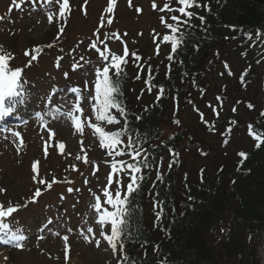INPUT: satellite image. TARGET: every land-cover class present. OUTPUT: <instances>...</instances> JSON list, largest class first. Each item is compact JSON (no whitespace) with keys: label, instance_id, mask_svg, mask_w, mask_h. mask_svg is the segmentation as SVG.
Instances as JSON below:
<instances>
[{"label":"rangeland","instance_id":"1","mask_svg":"<svg viewBox=\"0 0 264 264\" xmlns=\"http://www.w3.org/2000/svg\"><path fill=\"white\" fill-rule=\"evenodd\" d=\"M62 2L0 0V48L11 54L9 66L12 69H23V87L17 91L21 97L16 105L17 115L24 116V120L0 128V188L5 189L0 192V204L6 206L11 202L13 206H20L10 217L3 219L13 232L24 237L20 248L14 246L10 237L9 243L0 244V264H122L119 250L113 254L99 235L98 216L90 207L94 197L100 196L101 210L104 207L111 210L104 204L102 189L107 184L111 162L126 157L109 155V149L100 146L98 134L88 126L96 123L106 131L122 127L120 116H117L121 122L117 127L96 120L92 110L95 69L102 68L104 63L110 64L111 54L123 55L127 47L129 55L125 57L127 63L122 65L123 69H132L135 73L152 71L158 77L161 71L165 72L166 55L170 51L169 42H164L163 36L171 34L160 17L164 16L166 23L173 24L176 22L170 19L172 15H177L181 21L188 19L179 12L159 11L165 0H114L111 13L105 11L108 0H69L70 11L61 17L59 4ZM153 2L156 9L152 7ZM170 6L177 8L180 5L172 0ZM49 14L54 17L51 24ZM184 26L186 24L179 25L181 32ZM61 27L63 32L59 31ZM256 39L254 44L248 42L237 52L217 44L218 51L212 53V62H227L234 75H221L219 67L225 66L216 64L197 84L177 86L166 101L162 122L164 134L185 130L193 138L178 155L182 167L177 179L181 175L192 178L199 167L214 169L219 164H231L238 151L248 149L250 142L241 128L235 131L231 127L224 131L226 120L232 118L233 98L229 96L222 102L217 101L214 91L222 88L226 94L232 92L234 78L243 69L244 62H259L256 75L239 93L244 103H248L247 109L238 107L234 116L245 119L250 117L249 113L264 112V39L261 36ZM92 43L96 48L89 46ZM105 46V54L109 56L106 62L100 57ZM37 47L40 51L31 53L37 56L36 60L25 55L26 51ZM133 52L138 60L131 55ZM112 71L115 72L110 69ZM138 80L136 75L130 80L134 89ZM71 88L80 90L82 112L74 111L77 93L69 91ZM144 97L147 101L152 93L147 91ZM248 105H252V109ZM69 111L81 118L82 133L77 132L67 118ZM110 111L116 115L115 109ZM36 113H40V117ZM216 116L222 121L219 133H208L207 124L211 126L210 122ZM15 132L20 136L13 135ZM67 140L68 143L63 142ZM55 141L65 144L64 153L53 146ZM46 143L49 146L47 154L44 151ZM120 150H123L122 146L112 151ZM77 154L81 156L80 160L75 158ZM160 155L164 161L169 158L167 152ZM33 161H38L40 178L57 181L50 189L33 181ZM117 179L123 182L122 193L126 191L128 176L113 173V185H109L113 194ZM36 187L42 188V194L36 202H30L28 198ZM69 188L73 191L69 192ZM88 227L94 232L88 233ZM105 229L110 234V225H105ZM81 233L89 236L91 242H86ZM65 236L67 242L63 239ZM96 240H100L99 246ZM65 243L68 245L67 260ZM263 245L261 239L256 252L264 264Z\"/></svg>","mask_w":264,"mask_h":264},{"label":"trees","instance_id":"2","mask_svg":"<svg viewBox=\"0 0 264 264\" xmlns=\"http://www.w3.org/2000/svg\"><path fill=\"white\" fill-rule=\"evenodd\" d=\"M197 2L207 7L189 9L193 17L177 35L182 34L183 40L175 52L169 43L165 72L156 77L152 71L135 73L131 69L133 74L126 68L119 77V98L126 108L121 128L126 132L117 147L122 146L128 155L127 142L133 141L140 156L128 163H138L144 177L139 190L130 196L123 241L129 259L122 264H263L256 250L261 239L264 241V143L256 146L249 125L253 131L264 132V116L262 112L249 113L245 119L234 116V109H247L248 103L239 93L256 75L259 62H244L233 81L235 91H214L217 101L233 98L232 118L226 120L224 131L241 128L250 142L247 150L234 155L231 164L199 167L192 178L181 175L177 179L182 167L178 155L193 138L185 130L164 134L162 122L165 103L177 86L195 85L216 64H228L212 62L217 44L237 52L248 42L254 44L259 36L264 39V0ZM219 68L221 75H234L228 66ZM109 75L115 78V72ZM134 75L139 77L135 89L130 85ZM147 91L152 97L146 101ZM210 123L206 131L218 134L222 121L216 116ZM162 152L168 153L167 161Z\"/></svg>","mask_w":264,"mask_h":264},{"label":"snow or ice","instance_id":"3","mask_svg":"<svg viewBox=\"0 0 264 264\" xmlns=\"http://www.w3.org/2000/svg\"><path fill=\"white\" fill-rule=\"evenodd\" d=\"M114 0H108V7L106 8V12L111 13L113 8ZM176 3L180 5L177 8H173L170 5L172 4V0H165V3L162 8L159 9V11L163 12L165 10H168L169 12H179L182 16L187 17L188 19L181 21L180 17L177 15H172L170 19L172 21H175L176 24L173 23H166L165 17L161 16L160 21L162 24L165 25L167 29L170 30L171 34H166L163 36L164 42H169L171 44L172 51L175 52L179 44L183 40L182 34L180 36H177V33L179 32V25L181 23L188 24L191 18L193 17V13L191 11H188L187 9H190L192 7H207L206 5H200L197 0H176ZM152 7L154 9L157 8V5L155 2H153ZM70 11L69 8V0H63L62 3L59 4V15L61 17L64 16V14ZM137 11H140V9H137ZM201 22H203L204 18L199 17ZM48 21L49 23L54 22V17L49 14L48 15ZM109 23H111V19L108 20ZM60 32H63V28L61 27L59 29ZM259 34V32H258ZM116 34L114 33L113 36ZM119 39V37H116ZM92 48H96V44L92 43L89 45ZM51 47V45H49ZM40 49L34 48L31 51H26V56H31V60H36V55H31L32 52H39ZM99 52L100 50L97 49ZM107 51V46H105V51L100 52V57L103 61H108L109 56L105 54ZM129 55V51L127 47L124 48L123 55H116L111 54V63H104L103 67H97L95 69V95L92 97V99L95 101V103L92 105V110L96 113V120L97 121H105L107 125L112 127H117L120 125V120L117 118V116L123 117L126 115V108L123 106L122 100L119 98L122 96V92L120 90V80L119 77L123 75V64L127 63V60L125 57ZM133 57H135L137 60L139 57L136 55L135 52L131 53ZM243 55V53H242ZM12 59V56L10 53L5 52L2 48H0V116H6L10 113H12L13 108L11 106H5V97H12L17 94L18 89H22L23 87V69L20 67H17L15 69H12L9 66V61ZM168 59H172V56L169 55ZM31 60L29 61V64L31 63ZM227 67V65H225ZM110 69L115 70V78L111 77L109 75ZM67 75V74H66ZM139 78V77H137ZM243 75L241 76V80H243ZM145 83H149V81H145ZM151 90V89H149ZM69 91L73 93H77V104L75 106L74 111L75 112H82V108L79 105V89L77 88H71ZM163 89L161 88V93ZM91 95V93H89ZM87 98V97H86ZM250 108L253 107L252 105H248ZM111 109L116 110V115H113L111 113ZM235 110V109H234ZM37 117H40V113L35 114ZM67 118L71 121L73 127L76 129L77 132L83 131V122L81 121V118L77 115H74L73 111H69L67 114ZM262 116H264V112L261 113ZM126 124V121H125ZM90 128L95 130V134H98L100 146L106 147L109 149V155H115V156H123L125 155V152L123 150L115 151L117 145L122 143L121 137L124 136L126 132V128H119V130L112 131L108 130L106 131L104 127L98 126L96 123H90L88 125ZM249 134L253 137V139L257 142L256 146L259 147L261 143H264V132H258L253 131V126L249 125ZM16 137L20 136L19 132L13 133ZM23 141L21 140V144ZM54 147H58L61 153L65 152V144L63 142L55 141L53 144ZM48 145L45 144V154H47L48 151ZM127 149H128V155L131 157L133 161L137 160V157L140 156V151L138 149L133 148V141L131 139L127 142ZM241 157L246 158V154L241 152L239 153ZM77 160L81 159V156L79 154L75 157ZM84 161L87 163V157L84 156ZM147 166L146 164L144 165ZM73 168H75V165H73ZM32 171L35 173L33 175L32 179L35 181L38 185H42L46 188H51L54 183L57 181L55 178H53L51 181H48L46 179L40 178L38 173V161H33L32 163ZM113 173H125L128 176V183L126 185V191H123V182L120 179L115 180V192L113 194L112 191L109 190V185H113ZM141 173V167L138 166V163H128L124 160H113L111 164V171L108 173L107 176V184L102 189L103 191V197H104V204L107 206H110L111 210H109L108 207H104L102 209L101 204V197L95 196L94 197V203L90 205L92 209L95 210L97 213L98 219H97V225L99 227V235L107 242L109 247L111 248L113 254H116L118 251L119 246V252L121 256L123 257L124 261H127L129 257L125 254V244H124V234L127 230L128 225V205L130 196L133 192L138 191L140 187V183L143 181L144 177ZM158 179L160 178L158 173ZM87 183V180L85 181ZM5 189L0 188V192H4ZM69 192L73 191L72 188L68 189ZM42 194V188L36 187L34 192L32 193V196L29 197L30 202H36L37 198H39ZM20 206H13L11 202H9L6 206L3 204H0V229L5 231V237L2 241L3 243H9V237L11 239V242L14 244L15 247L20 248L22 247L20 241L24 239V237L18 232H13L12 229L9 227L8 223L4 222L3 218L10 217L11 214L15 213ZM105 225H110V234L106 231ZM88 233H93L94 229L92 227L87 228ZM83 235V238L86 242H91V239L89 236ZM64 241L67 242L68 237L65 236ZM97 246L100 244V240H96ZM65 259H68V245L65 243ZM119 261V258H118Z\"/></svg>","mask_w":264,"mask_h":264},{"label":"bare ground","instance_id":"4","mask_svg":"<svg viewBox=\"0 0 264 264\" xmlns=\"http://www.w3.org/2000/svg\"><path fill=\"white\" fill-rule=\"evenodd\" d=\"M16 99H19V97H18L17 95H15V96L13 97V100H12L11 103H9V105L11 106V105L13 104V101H15ZM21 115H22V114H21ZM20 117H24V116H20ZM63 142L68 143V140H67V141H63ZM67 147H69V145H67Z\"/></svg>","mask_w":264,"mask_h":264}]
</instances>
